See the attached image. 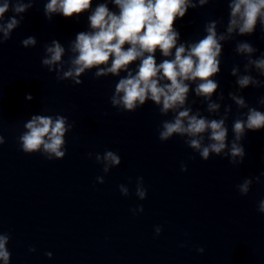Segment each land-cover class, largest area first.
<instances>
[{"label":"clouds","instance_id":"9594fccd","mask_svg":"<svg viewBox=\"0 0 264 264\" xmlns=\"http://www.w3.org/2000/svg\"><path fill=\"white\" fill-rule=\"evenodd\" d=\"M210 0H104L97 3L88 15L90 30L78 32L75 39L69 43L67 51L72 53L67 61H62L66 54L65 47L57 40L45 45V55L42 65L49 72H56L57 80H71L80 85L82 74L86 70L96 69L95 78L114 76L119 77L115 90L110 98L114 108L126 112H134L151 101L159 108L161 115L172 113L171 120L162 121L159 131V140L166 142L174 135L186 137L185 143L189 148L199 153L207 161L209 154L224 153L226 147L231 164L242 163L246 155L245 148L240 141L248 131L264 129V112L256 107H250L241 94L250 86L264 87V80L258 79L251 73L255 71L264 77V52L255 54L258 49L247 40L237 41L235 52L246 59L243 72L239 65L231 69L235 77L236 87L228 93V98L237 106V109H247L240 112L232 124L233 140L230 147L227 142L229 119L232 108L225 105L221 113L222 102L225 97L220 92L216 99L219 82L214 79L221 71V56L223 44L235 36H251L259 24L264 32V0H228L229 16L224 31H218L223 24L222 20H210L204 25V35L196 41L182 40L180 31L175 27L178 18L182 19L189 9H197L208 5ZM118 11H112L109 4ZM14 13L5 21V13ZM93 0H49L44 6L45 15L60 13L65 18L79 17L87 12ZM33 7V0H4L0 4V32L3 40L11 39V33L16 29L28 9ZM19 17V19L17 18ZM36 38L29 36L22 40V46L28 48L36 45ZM127 45V47H125ZM159 51L162 59L157 62L156 53ZM255 56V58H254ZM135 69L129 66L137 62ZM67 64V68L64 65ZM124 72L126 75L121 76ZM192 85H195L194 87ZM206 103L205 111L209 116H218V119H209L199 109L193 111L192 100L189 95ZM26 99L32 100L31 94ZM258 103L264 106V96ZM26 129L19 137L21 150L32 154L40 152L48 160H59L66 154L65 134L72 131L73 124L62 115L45 116L33 115L24 124ZM205 140L208 142L205 143ZM4 138L0 136V144ZM42 149V152H41ZM63 149V150H62ZM93 154L89 153L91 158ZM239 157V161L235 158ZM96 161H104L103 171L108 173L110 168L121 164L120 156L113 151H105L103 156L95 154ZM187 165H181V171H187ZM264 176V172L261 173ZM257 183L260 177L256 178ZM97 181L104 183V177L98 176ZM251 179H245L237 187L242 196L249 193ZM122 195H128V188L119 186ZM136 195L144 200L147 189L144 187L143 177L137 178ZM258 211L264 214V200L258 204ZM133 212H143V207L133 209ZM161 227L155 228L158 236ZM10 241L9 234H0V259L8 264L11 253L6 245ZM203 254V247L196 249ZM30 252L36 249L30 248ZM46 255L51 258L52 253Z\"/></svg>","mask_w":264,"mask_h":264}]
</instances>
